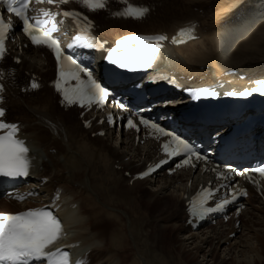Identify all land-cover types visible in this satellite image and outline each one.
<instances>
[{
  "label": "bare ground",
  "instance_id": "1",
  "mask_svg": "<svg viewBox=\"0 0 264 264\" xmlns=\"http://www.w3.org/2000/svg\"><path fill=\"white\" fill-rule=\"evenodd\" d=\"M177 3L183 7L179 8ZM170 4L167 8L159 7L157 15L152 12L142 21L106 18L102 12H97L94 15L96 26L100 24L97 30L104 39L113 41L128 32H174L183 21L194 19L201 24L198 28L201 41L168 48L164 55L165 70L178 75L189 86L226 83L230 87H243L252 82H264V0H177ZM194 7L199 8V12H195ZM33 56L44 61L43 65L32 64L29 60ZM20 57V76L24 69L38 73L42 79L52 78V60L45 49H24ZM13 65L17 67L16 63ZM49 92L41 93L38 101L29 103L28 94L18 95L12 88L8 105L11 116L18 115L24 125L30 146L43 152L36 153L40 159L38 179L31 186H40L34 191L40 192V200L45 201L53 200L54 193L61 190L64 203L61 214L69 241L80 243V251L86 259L95 260L93 264H187L209 247L204 256L215 261L217 249L237 230V223L241 221L242 227L253 231L254 244L245 243L246 248L239 250L244 257L239 264H264V228L254 229L256 224L264 225L262 190L251 187L252 196L242 203L245 219L242 214L232 212L229 223L221 219L214 227H200L198 233L189 229L190 233L179 238L176 233L182 234L193 224L187 227L184 200L192 187L184 183L168 196L166 188L180 181L188 182L196 173L180 171L170 175L165 171L161 179L163 186L157 190L153 188L156 177L134 178L146 166L158 161L157 153L147 152L143 158L140 152H134L126 162L130 156L126 150L131 153L133 147L137 146L135 151L141 148L135 139L130 140V131L121 134L118 130H108L102 136L99 132L104 128L99 118L92 120L89 127L85 126V121L93 118V112L83 114L77 108H65L58 103L54 92ZM114 140L120 142V146L117 142L114 144ZM117 165L120 168L115 170ZM124 171L125 176L121 175ZM163 193L164 196H160ZM12 203L0 201V211H18L29 206ZM248 205L253 209L249 210ZM165 214L166 225L151 220L155 215V219L160 220L159 216ZM200 234L206 237L201 238Z\"/></svg>",
  "mask_w": 264,
  "mask_h": 264
},
{
  "label": "snow or ice",
  "instance_id": "2",
  "mask_svg": "<svg viewBox=\"0 0 264 264\" xmlns=\"http://www.w3.org/2000/svg\"><path fill=\"white\" fill-rule=\"evenodd\" d=\"M7 10L14 13L22 21V30L29 36L31 42L36 45H47L53 49L58 62L59 79L55 82L58 91L63 93L64 99L69 103L79 101L81 105L85 102L91 104L95 101L97 104H103L105 99L110 95L107 87L102 86L93 79L91 71L81 67L72 57L64 54L59 42L51 33L57 31V25L53 20L51 28H45L49 21L35 20L31 22L28 15L30 0H5ZM40 2V0H38ZM66 2V0H61ZM81 2L90 10H98L105 7V0H81ZM127 3V0H122ZM48 3H53V0H48ZM149 9L147 7L128 5L123 12L115 13L134 19H142ZM45 17L52 15L45 11ZM65 17L79 16L75 12H64ZM85 19H87L85 17ZM11 25L5 23V20L0 16V58L3 57L5 47L6 30ZM193 31L192 27L180 30L179 38L182 40L185 35H190ZM191 38H194L191 37ZM167 39L164 35L159 36H140L131 37L128 40L122 41L121 49H113V52L119 54L113 57H108L109 61L117 65L121 69L127 70H147L153 68L159 59L162 41ZM77 43L81 47L93 48L96 45L92 42L95 37L78 36ZM134 45V46H133ZM71 46V45H70ZM102 47V45H101ZM85 74L87 79H82L81 74ZM68 80L77 81V85L72 88L62 87V81L66 84ZM260 83V82H257ZM33 88L38 87L36 83L32 84ZM3 91V86L0 85V92ZM259 92L264 95V88H253L241 92H228L229 96L250 97L254 93ZM197 98L200 97H216L219 94L209 88H201L194 90ZM2 103V97H0ZM123 109L125 106L120 104ZM5 110L0 108V117H3ZM140 123L148 126L164 136L172 138L171 143L175 145L169 152V144H164V150L168 155L175 156L184 154L188 159L184 160V164H188L191 156L195 155L197 159H203L185 139L176 136L174 133L166 131L155 122H150L141 117ZM127 125L130 128H136L137 125L131 118H128ZM4 130H7L4 132ZM19 126L16 124H8L0 120V176L10 178L27 177L32 168V160L29 155V148L24 140L18 137ZM103 135V133H101ZM154 169L149 168L148 171L141 174L140 178L147 176ZM249 171L257 172L264 176V166L249 169ZM246 195V192L241 193ZM213 193L207 190L201 194V198L192 203L193 213H204L209 211L219 210L228 203L224 201L218 204L216 209L206 207V203L211 199ZM22 199V197H20ZM65 235L61 221L51 211L46 209H29L19 213H0V264H71L70 253L56 247L57 243ZM76 264H83L82 261H77Z\"/></svg>",
  "mask_w": 264,
  "mask_h": 264
},
{
  "label": "rangeland",
  "instance_id": "3",
  "mask_svg": "<svg viewBox=\"0 0 264 264\" xmlns=\"http://www.w3.org/2000/svg\"><path fill=\"white\" fill-rule=\"evenodd\" d=\"M149 1H153V2H155L156 4H157V7H166L167 5V7H169V6H171L172 4H170L171 2H176L177 0H149ZM167 2V3H166ZM170 2V3H169ZM164 4H165V6H164ZM177 5H178V3H177ZM166 7V8H167ZM177 7V6H176ZM178 7L179 8H181V7H183L182 6V4L181 5H178ZM195 8V12H199L198 10H199V8H197V7H194ZM182 10H184V9H182ZM201 12H203L202 10H200ZM157 12H155V14H156ZM102 15H104L103 13H102ZM106 18H109V16H107V15H104ZM210 30H212L213 31V29H210ZM199 41H201L200 39H198ZM39 57H37V56H33V57H31L30 59H32V60H29V61H31L32 62V64H35V65H37V66H40V65H43V62L44 61H42L40 58L38 59ZM22 69V68H21ZM22 71L24 72H26V70H24V69H22ZM52 75H53V69H52ZM53 77V76H52ZM50 90L49 89H47L46 88V90H43L42 92H38V94H34L32 97H29V99L27 98V101H30L29 103H31V102H34V101H38V99L40 98L39 96H41V95H43V94H46V93H50L49 92ZM18 92V91H17ZM41 93H43V94H41ZM39 97V98H38ZM32 99H34V100H32ZM37 99V100H36ZM43 100V99H42ZM56 101L57 100H55V103H56ZM13 114V113H12ZM12 118H10V120H16V121H19V118H17L18 117V115H12L11 116ZM117 141L116 140H114V144L116 143ZM120 143V142H119ZM118 142H117V145L118 146H120V144H119ZM137 147V146H136ZM136 147H133L132 148V150H131V153H130V151L129 150H126L127 151V153L128 154H130V156H128L126 159H125V161L126 162H129L131 159L130 158H132V156H134L135 154H134V152H136V153H141L142 155H143V158L146 156V149L148 148V146H147V144H141L140 145V150L139 151H135V148ZM38 150H40V149H38ZM40 152H41V150H40ZM51 152V151H50ZM41 153H43V152H41ZM133 153V154H132ZM44 156V155H43ZM46 156H44V158H45ZM117 168H120L118 165L116 166V168H115V170L117 169ZM121 175H123V176H125V171H124V173L123 172H121ZM160 176V177H159ZM163 173L162 174H160V175H157L156 176V179H157V181L156 182H154V186H153V188L154 189H160V187L161 186H163V184H162V180L161 179H163ZM160 178V179H159ZM159 180H161V182L159 181ZM159 181V182H158ZM196 181H197V176H195L194 177V179H190L188 182H182V181H180V182H178V183H176L174 186H172V187H170V188H166V192H165V194H167V196L169 195V193L171 194L172 193V191L173 190H175V188H178V187H180V185H182V184H184V183H186L187 185L189 184V187L191 186V187H193V185H194V183H196ZM156 183V184H155ZM151 186V185H150ZM157 186V187H156ZM66 187V186H65ZM152 187V186H151ZM67 188V187H66ZM160 196H164V193L163 194H160ZM157 198L159 197V196H156ZM255 206H259L258 204H255ZM183 207H184V204L183 203H181V205H180V208H182V210H183ZM248 207H250L249 208V210H252L253 209V207L251 208V205H248ZM262 207V206H261ZM8 209H11V210H15V209H13V208H8ZM232 212H235V210H233ZM231 212V213H232ZM231 213H230V216H231ZM238 214V213H237ZM240 215L242 214V217L245 219L246 218V216L244 217L243 216V211L242 212H240L239 213ZM166 215L167 214H165L164 216H159L160 217V220H158V219H155V216H157V215H155L151 220H153L154 222L156 221V223L157 224H159V225H166V224H168V220H163V218L165 219V217H166ZM230 216H229V218H230ZM124 218H126V221L128 222V225H129V220H128V218L126 217V216H124ZM229 218H227V219H225L224 221H227V223H229ZM159 222H158V221ZM182 222H184V220H182ZM182 222H179V223H181L182 224ZM219 223V221H216V222H213V223H210V224H207V225H205V226H203V227H211V226H213L214 227V225L216 226L217 224ZM208 225H210V226H208ZM189 225L187 224V227H188ZM264 228V225L263 224H261L260 223V225L259 224H256L255 226H254V229H258V230H262ZM189 229H191V231L192 232H197L198 233V231H199V229L198 230H192V228H187L185 231H182V234H178V233H176L177 235H178V237L179 238H181L183 235H187V234H184V233H190V230ZM207 229V228H206ZM205 231H207V230H205ZM180 235V236H179ZM206 237V234L205 235H202V234H200V237L201 238H203V237ZM177 237V236H176ZM198 238L199 240L201 239V238ZM253 237V231H251L249 228H247V227H242L241 226V221H238V223H237V230L236 231H234V233L232 232L231 234H230V236L228 237V239H227V241L224 243V244H222V246H220V248L219 249H217V251H216V253H217V256H216V258H215V261L214 260H207L206 258H205V256H204V254L205 253H207V251L209 250V247H206L202 252H200L196 257H195V259H193V260H190V261H187V264H213V263H219V264H239V263H241V262H243L244 261V257L242 258V256L240 255V252H239V250H241L242 248H246V246L244 245L245 243H253L254 244V239L252 238ZM176 240V239H175ZM175 240H174V242H175ZM236 242V243H235ZM245 246V247H244ZM232 248V251L230 252V249ZM238 248V249H237ZM227 251V252H226ZM230 252V254L228 255V253ZM208 259H210V258H208ZM247 259V258H246ZM242 260V261H241ZM94 262H96L95 260H92L91 261V264H93Z\"/></svg>",
  "mask_w": 264,
  "mask_h": 264
}]
</instances>
